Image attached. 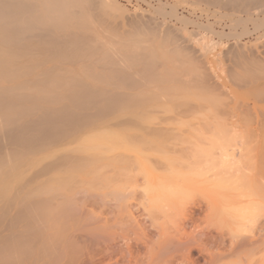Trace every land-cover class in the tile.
Wrapping results in <instances>:
<instances>
[{"label":"bare ground","instance_id":"obj_1","mask_svg":"<svg viewBox=\"0 0 264 264\" xmlns=\"http://www.w3.org/2000/svg\"><path fill=\"white\" fill-rule=\"evenodd\" d=\"M207 1H209L208 3H211L213 5L212 7L214 8L216 6L222 7L221 5H227V6L231 5L235 7H241L244 9L243 13L244 14L246 13L250 16L251 15L250 11H252L251 10L252 7L254 8L257 2L261 0H207ZM114 3L115 2H113L112 0H0V229H1L0 231L8 232L7 234H3L2 236H0V264H20L19 261L24 256L23 254H21L22 256L21 255L18 256V254H15V253L18 252L19 248L21 251L22 250L25 251V249H21V246L24 247L25 245V247H27L28 244L26 243L27 244L26 246L24 242L25 241L28 242L30 238L31 239L33 238V237H30L31 234L29 233L27 235L25 234L28 232L26 230L27 229L31 231L34 230L35 233L33 235H37L38 234L37 232L46 230V229H41L43 226L42 227L38 226L41 224L43 225V222L45 220L46 222L50 223L49 226L51 225L52 227V228L48 227V229L50 230L51 228L55 230L51 235L52 239H51V236H49L51 240L48 241V243L44 244L45 246L44 250L38 254L41 259H42V256L43 257L45 256V258L47 257L46 264H58L60 260H62V257L64 256L66 250H68L67 248L70 247L68 245L69 238L68 240L66 239L67 237L65 238L68 228L72 227V228H76L77 230L78 229L82 230L83 229L82 225L83 227H85V225L87 226V224L84 225L82 223L83 219H81V217L83 216H81L80 207H79L81 204L78 205V203L75 201V197L77 196V194L80 195L81 193L85 195L86 192L88 190H92L95 185H98V187L102 186L100 187V190H103V188L105 189V187H103L101 182L106 183L107 181H110V178L109 180H106L105 182V178L103 179L101 176H95L96 170L99 168L98 169L99 172L102 170L104 172V170H107V167H114L117 165L120 166V164L123 165L124 163H126L127 159L129 158L126 155L125 156L122 155L121 153L113 154L112 156L110 155L109 157H107L109 155L108 153H107L108 154L107 156H97L98 153L100 154V152H98L97 154H93V153L88 154L86 153L87 149L79 148L81 146L80 144L84 143L85 140L88 141L87 139L95 137V136H90V135H92L93 132L96 131L97 129L101 127H106V126H113L115 128H119V131L122 133V135L127 137V142H124V144L126 143L128 146L131 145L130 148L127 149V151L131 150V153L135 157H138L140 155L145 156L149 154L151 156L156 155L157 157L163 158L166 161L167 159L162 156L177 154V153L181 154L183 152H185L186 154V152L189 153L193 150L196 151V150H204V149H208L209 151L213 150L214 152V150L218 148L215 145H213V143H208L209 140H211L210 139L211 137L209 136H208V139H204L205 136L202 137L200 142L198 139L195 140L194 132H195V129L198 130V128H195V127L194 128L191 127L194 129V131L191 128L187 127L188 130H186L187 129L186 128L184 131L172 133L170 131V129L172 128H168L166 126L167 124L165 123L166 121L165 118H162L163 121L161 119L160 121L158 120L159 119L157 117V115H159L158 110L157 111L153 110L154 113L151 112L153 115L157 114L158 112V114L156 115L158 119L156 117H153L157 121L151 120L152 118L149 116V113H150L149 108H148L149 113L147 114L149 117L146 116L147 119L145 117H142L143 119L145 118V120L140 119V117L142 115L145 116L146 113L145 115L141 113V110L143 109H141V106H139V103L141 100L140 99L141 96L139 97V95L141 93H144V90H146L145 88H148L149 83L150 85H153L155 83L156 76L154 73V69H155V64L156 66L158 64V58L156 59L155 58L156 56L151 57L150 55L151 52L149 50H148L149 52H147L146 50L147 45L150 43V42L147 43L149 40L146 42V39L144 38L146 43L144 42L142 43L147 44V45L144 47L143 51L140 48V47H143L140 41V46L136 48L138 50H141L139 51L138 54H133L132 52L131 54H129L130 52H128L127 50L126 53L128 52V55H125L126 53L124 51L125 53L123 54V56L125 55L124 56L125 58H124V57H118V56L116 57L115 56L116 54L114 53L115 54L114 55L112 54L113 53L112 52L111 56L109 55L110 57H108L107 59V53L110 51L108 52L103 51L106 54V56H103L104 59L101 57H100L101 59L99 57L98 58L94 57V59L91 60V58H93V56L96 53L98 54V51H99V54L102 53L100 52L101 50L100 48H99L100 50L98 49L97 51L95 46L92 47L91 42L93 41V39L94 41L95 39H98L99 42H97L98 41L97 40L95 44L102 43V40H101L102 38L98 34L97 36H99L101 39L96 38V35H95V33L98 32L97 25L99 26V29H102L100 27L102 24L106 23L108 26L112 24V23L109 24L108 21L110 20L109 22H111L112 20L111 18H113L111 14L109 13V11H111L112 8L114 10L116 8L117 10V6L114 7ZM208 3H206L205 5H207ZM155 12H158V11H155ZM249 16L248 18L251 19L252 16L251 17ZM113 20H115V18ZM126 25H127V22H126ZM94 26L97 27L96 30ZM112 28H111L112 31L109 30L110 33L113 32ZM108 29H107V32H108ZM160 29L162 30L165 28H160ZM168 30H169V27H168ZM209 31L211 33L213 32V30L212 31L209 30ZM161 32L164 33V31H161ZM168 32L171 33V31H167V34H169V36L171 37L173 33L170 34ZM114 34H117V32ZM167 34L165 33V35ZM180 35L179 37H181ZM213 35H215V33ZM118 36L119 35L117 36L113 35V37L114 38L116 37V39ZM113 37L111 35L109 38L113 39ZM160 37L161 35L159 36V38ZM170 37L168 38L169 40H170ZM172 37L175 40H179L178 38L176 39V37L174 36ZM186 39L187 41L189 40L187 37ZM186 39H185V43L183 42L184 45L181 44L182 41L180 45L185 46ZM203 40L205 41L206 39L204 38ZM108 41L107 43H109V47H113V46H110V43H112V45L116 44V43H113L110 41L108 42ZM117 42L119 41L117 40ZM166 42L164 44H169ZM173 42L171 43L173 44ZM125 43H126V40H125ZM175 43L178 44L177 41ZM103 44H102V47H105L104 46L105 44L104 45ZM117 44H120V43H117ZM117 44H116V47H117ZM192 46L193 44H191L190 48ZM153 47H150V49H152ZM169 47H171V45ZM169 47L167 45V48ZM193 47L196 48L195 46ZM185 48L183 47V50ZM207 48H208V45H207ZM113 49L114 48H112V50ZM173 49L174 47L173 48L171 47V51ZM180 49L177 48V50H180L182 52L181 47ZM108 50L110 49L108 48ZM167 50L165 51L166 53H167ZM186 50H188V48L185 49V51ZM188 51L187 53L189 54L190 49ZM200 52H203V51H200ZM171 53L173 54V56L179 57L177 56L179 54L173 53V51ZM105 54H100V56L105 55ZM160 54H163V53L160 52ZM113 55L115 57H112ZM118 55L122 56V51L120 54L118 52ZM183 56H184V53L182 57ZM149 57L151 60H149ZM168 57L169 56H167V59H169ZM114 58H115V61H114ZM154 58H155V61L153 62L152 59ZM188 58H192V57L190 56ZM105 59L106 61L104 62ZM109 59H110L109 61L110 63H106L108 62ZM111 60H113L114 62L113 61L111 62ZM101 61H103V63H100ZM78 62L80 63L82 62L81 67L83 69L81 70L79 69ZM77 63L78 65H76ZM173 64H174V61H173ZM200 64L198 67H200ZM74 65H76L77 67L75 66V68H72L74 67ZM175 65L176 64H174L173 66L175 67ZM76 68H78V70L80 71H84L83 73L80 72L82 76L76 73V71L79 73V71L76 70ZM203 68L201 67V69ZM73 69H75L76 71H73ZM167 69H166V72H168ZM195 69H198V68H195ZM159 70L160 69H158V71ZM175 70L172 69L170 71L175 72ZM190 70H192V68ZM63 71L64 73H62ZM177 71H179V69H177ZM202 71L204 72V70ZM199 72L200 71H198V73ZM175 73L178 74L177 72ZM168 74L166 75V77L169 76ZM170 75H173V72ZM161 77H159V80ZM169 80L170 79H168V82L166 83H169L170 82ZM163 87H166V86H163ZM153 88H154L153 90H155L156 88L160 89L157 85H154ZM162 89L164 91L170 90V93H172L171 89H173L174 91L175 88L174 87L171 88L170 86L169 89L167 88L166 89L162 88ZM163 90L160 89L157 91L160 92ZM167 91L165 92V94H167L166 97H168ZM153 92L155 93V91ZM173 93H176V92L174 91ZM143 95L145 96L146 93L142 94V100L145 101L147 97V102L148 101L150 102V100L152 99L151 97L152 94L150 95L148 94L149 96H145V97ZM155 96H157L158 98V95L155 94ZM137 98H139L140 100ZM156 99L154 100L152 99L151 102L153 101L160 102L158 101L159 98L157 101ZM164 100L165 102L171 101L170 99H167L168 100L167 101L166 98ZM147 102H144V103L146 104ZM180 104L181 106H183L184 104L187 105L186 101H184V104L181 102ZM147 105L148 104H146L145 106ZM191 105L193 107V104ZM157 107L159 109V106ZM151 108L153 109L155 107H151ZM183 109L184 110H182L181 108L182 111H185V108ZM178 110L179 109H177V111L174 110V112H179ZM162 112L160 111V113ZM180 113L182 114V112ZM188 113H189V110H188ZM183 114H187V113L183 112ZM191 114H193V112L190 114H187V117L188 115H191ZM180 117H182V115ZM148 118H150V121ZM192 126H194V124H192ZM223 133L225 135L221 134V137L222 135H224V137L227 136L225 137L224 140H227V142L229 143V144H226L225 146L226 148L224 147L225 152L230 153V155H233V156L238 155V153L241 152V155H242V151L245 149L241 148L240 146L241 143H239L241 140L239 139V135H240L239 130H237L234 126H231V127H227L225 131H223ZM173 134H176L177 136ZM199 134H202V133H199ZM202 140L204 142L205 140L207 141L204 143ZM224 140H221V141H224ZM102 145L103 144L101 145L99 144L97 147L101 146L103 148V146H105V145L103 146ZM83 147L85 148L86 146H83ZM131 147L133 150L131 149ZM90 149L94 150L93 146ZM101 154L104 155L105 153L101 152ZM120 155L122 157H119ZM123 156L127 158V159L124 158L125 161H123L124 160ZM120 158L123 160H120ZM155 161L158 162L157 159H154V162ZM161 163L158 165H161ZM169 164H171L170 161H169ZM104 167L105 169H102ZM116 170L117 172L120 171L121 173V170H119V168H116ZM168 171H167L168 175H159V174H156L157 172L155 173L152 170H150L149 172L145 171V177L143 179V181H145V187H143L144 184L141 187L144 188L143 194L146 197L145 202L148 204L149 206L148 208H151L154 211L159 210V209L160 210L162 209L161 211H164L163 210L164 207H168V208L170 207L174 209L179 207L180 203H182L183 199L186 197V194H188L189 191L194 186L192 184L193 177L197 178L196 175L198 174L191 170L190 171L192 173L191 172L183 173L181 171H177L174 169L171 170V168ZM103 172H102L103 175L107 173V172L105 173ZM120 173H119V177L121 175ZM123 173L125 172L123 171ZM125 176H127V174ZM256 176L257 175H255V177ZM111 179H114V178H111ZM235 179L236 178L232 179L233 182L235 181ZM116 180L117 179H115V181ZM115 181L113 180L111 181L113 182L112 183L113 185L112 184L110 185V187L112 188L110 195L114 197V199L121 204L125 202L124 199L126 195H124L125 194L124 191L127 193V190L125 187H123V189L118 187L119 189H117V187H115L116 185L114 186ZM120 182L121 181L117 182L116 184ZM194 182L196 181L194 180ZM234 183H237V182H234ZM250 183H251V180H250ZM216 184L217 183H215V185L207 189L209 192H211V195H208L206 197V202L202 201L204 202L203 206H200L202 202L201 203L199 202L198 206L196 205L198 207L197 210H195V212H191L192 214L189 215L190 218L188 222H190V225L194 226V227L190 226V227H193V229L192 230L190 229L191 230L190 232H185L189 228L184 229V227H186L188 223L184 221L186 218H183L184 223L183 222L181 223L185 225L182 226V230H180L179 233L177 231L178 235H176V237L179 236L180 240H183V239L186 240L189 237H193L197 235L196 232L194 231V228L195 229L198 228L199 227L198 224H204L205 228L209 229V227L211 228L214 227V228H217L218 230H222L223 234H225L223 230L227 231L228 232L227 234L230 235L228 236L230 238H234V240L236 239V241H232L230 239L229 241L230 244L227 242L229 244V246H227L224 242L222 243L223 236H222V233L219 231V237L221 234L222 239L220 243H218L219 241L215 242L216 239L220 240L219 237H217L218 232H216V238L214 235L215 241L213 240L215 243L218 244V245L216 244L217 245L216 250H213V248L212 249L203 248V247L196 248L195 251H197V253H195L196 255L194 254L195 256H192L191 253H188L186 251V255L184 254L179 255L182 257L179 258L177 256L178 259L177 257L173 258V259H176L175 261L173 260L174 262L172 261L173 263H171V260H170L169 262L171 264H222L221 261L223 260V258L227 256L231 257V255L235 251H237L238 248L241 247L246 242L250 241L252 245L255 243L254 240L243 237L242 232H245L247 228H251L260 220H261L260 227H262V230L264 229L263 228L264 226V192L263 194L261 193L260 191L261 188L259 189L256 187L257 189H259L256 191V193L257 195H259L260 198H257L256 197L257 195L255 194L256 196L254 198L256 199L252 198L253 201L239 202V201H236L235 198H233L234 196L233 197L231 196L232 198H227L219 194L220 189H226V190L228 189V190L235 191L238 189V188H235L236 186L224 187V186H220ZM221 184H223L222 181H221ZM255 185L256 184H254L253 186L255 187ZM136 186L138 185L136 184ZM194 187L196 188V186ZM95 191H99V189L97 188ZM139 192L138 194H140ZM190 193L192 194L191 191ZM227 193H230V195L232 194L229 191ZM246 195L248 194H245V197ZM80 197L81 195L78 198ZM82 198L84 197H81V199ZM140 198H141V195H140ZM125 205L127 204L125 203ZM181 205L183 206V204ZM151 209H149L148 211H150ZM179 210H180V207H179ZM189 211L186 213L187 218H188V214L190 213ZM151 215L149 214V216ZM132 220L130 222H132ZM88 221H91V220H88ZM127 221L129 222V220ZM136 221L134 222L135 223L140 222V221L138 222ZM144 222L145 221H143V223ZM154 222H152L153 224L152 223H149V224H152V227H153V225L155 226L156 224ZM19 224H21L20 228L22 227L26 228L24 231L21 230L22 233L20 232L18 233L15 230L17 225ZM22 224H26V225L23 226ZM181 225H179V227ZM36 226H38L41 230H38V227L36 228ZM140 226H141V223L139 227ZM187 227L189 226L187 225ZM201 227L202 226H200L199 228ZM157 228L158 227H156V229ZM144 229H146V226L144 227ZM147 230L148 229H146V232L145 230L142 232L143 239H141L140 237L142 241L141 243L138 242L140 241L139 239L138 240L136 239L138 242L136 243L137 248L140 247L139 250L142 252L144 250V254L139 255L140 253H137L138 256H140L139 258L137 257L138 258L137 261H135V258H134L135 255H133V260L135 262H140V261L142 262V260H144L143 259L144 256L149 261L150 257L149 256L147 257L146 254L151 253L154 247H156L158 244L161 243V238L163 237V234L161 235L160 230L163 231V228L159 229V233L155 230L154 231L156 233L147 232ZM202 230L205 232L204 228ZM202 230L200 231L198 230V235H202V233H204V232L199 233ZM15 232H17L18 234ZM170 233L172 232H169V236H170ZM205 233H204V236H205ZM206 234L209 235V233H206ZM27 236L28 238H26ZM25 238L28 240H26ZM193 238H189V239L192 240ZM238 238L239 240H237ZM166 239H169V238H166ZM171 239L173 240V237ZM133 240H132L133 243L136 242L135 238H133ZM204 240H206V238ZM123 241L122 243H124ZM198 241L201 242L200 240ZM32 242L30 244H32ZM118 242L121 243L119 239H118ZM195 242H197V240ZM133 243H131L132 245L130 244L132 246V249L135 246V244ZM164 243H167L168 246L170 245L174 246L177 244V242L176 244H171L170 240L169 242L166 240V242ZM184 243L185 242L181 244H184ZM113 245L115 246V244ZM165 245L166 244H164V246ZM200 245H202V243ZM209 245L211 246V244L209 243L205 247H209ZM220 245H223L225 248L227 246V248L226 249L224 247L219 248V247H222ZM168 246L166 245L167 250L169 248ZM164 248L161 247L162 251H166L164 250ZM254 248H257V247H254ZM105 249L106 248H104V250ZM10 250H12L13 254L11 253ZM154 250L156 251V249ZM13 251H16V252H13ZM188 251L190 250L188 249ZM254 252L252 250L250 251V253L246 255L242 254L241 256L237 257L235 261H232L229 264H256L257 259H254V257H255V253L257 252L255 253ZM41 253H44V254H41ZM40 254L42 256H40ZM236 254L238 255V253ZM30 257H27V258H30ZM133 260H132V263H133ZM147 260H144L145 263L147 262ZM262 260L263 259L260 258L258 261L260 262ZM31 261H34V260H31Z\"/></svg>","mask_w":264,"mask_h":264},{"label":"rangeland","instance_id":"obj_2","mask_svg":"<svg viewBox=\"0 0 264 264\" xmlns=\"http://www.w3.org/2000/svg\"><path fill=\"white\" fill-rule=\"evenodd\" d=\"M112 1L115 2L114 7L117 6V10H116V8H115V10L112 8L113 10L111 9V11H109V13L111 14V16L113 18H111L112 19L111 22H109L110 21L109 20L108 23L109 24L112 23V24H110V26H108L106 23L102 24L100 27L103 30L99 29L98 25H97L98 29H97V27L94 26L95 30L97 29V31L99 33H100V31H101V33L103 32L102 33L103 35L101 33L99 34L97 31H96L97 33H95L96 38H99V39L102 38L101 39L102 43L95 44L98 39H95V41L93 39V41L91 42V46L92 47L95 46L97 51L100 48L102 50L101 51L99 49L100 52H102L100 54H105L103 51H105V52L110 51L107 53V59H108V57L111 56L112 52H113L112 54H114V53L116 54V55L114 54L116 57L117 56L118 57H124L125 55H128V52H130L129 54H131V52L133 54H138L139 51H141V50H138L136 48H138L140 46V41H141V43L142 42L146 43L149 40L147 42V43L150 42L148 45L142 43L141 45L143 47H140V48L143 51L144 47L147 45V48H146L147 52L150 51L152 53L155 50L154 53H152V54L150 53L151 57L156 56L155 58L156 59L158 58V64H157V66L155 64V69H154V73L156 76L155 83L153 85H150V83H149V86H148L149 90H148V88H145L147 91L144 90V93H146L145 96H149L150 94H152L151 97L153 100L157 98V96H155V94L158 95L159 100L157 98L156 101L158 100L160 102H154V101L151 102L152 99L150 100V102L149 101L147 102V97H146V100L143 101L142 100V94H144V93H141L139 95V97L141 96V98H140L141 100L139 98H137V99L140 100L139 106H141V109H143V110L140 109L141 113L144 115L146 113V115L141 116V114H140V116H141L140 119L142 120L143 119L142 117L146 118V116L147 117L150 116L152 118L151 120L157 121L153 117H156V115L159 112V115H157V117L159 119L157 117L156 118L159 121H160V119L162 120V118H165V120H166L165 123L167 124L166 126L168 128H172V129H170V131L172 133L184 131L187 127H189V128L195 127V128H198V130L195 129V132H194L195 133V135H194L195 140L198 139L200 142L202 137L205 136L204 139H208V136H209V137H211L210 138L211 140H209L208 143H213V145H215L218 148L215 149L216 151L214 150V152H213V150L209 151L208 149H204V150H196V151L193 150L194 152L193 151H191L189 153L186 152V154H185V152H183V153L180 152L181 154L177 153V154L162 156V157L167 159L166 161H168V160L170 161L171 164H169V161L166 162L163 158L157 157L156 155L151 156L148 154L149 156L148 155H145V156L140 155L138 157H135L131 153V150L127 151V149H129L131 145L129 144L130 146H128L126 143L124 144V142H127V137L122 135V133L119 131V128H115L113 126H106V127H101L99 129H97L96 131H94L93 134L90 136H95L96 138L95 137L89 138V139H87L88 141L85 140L86 142L84 141V143H81L80 144L81 146L79 145L80 146L79 148L87 149L88 152L86 151V153H88V154H91V153L97 154L98 152H100V154H101V152L105 153L104 155L103 154L100 155L98 153L97 156H107L109 154L107 156V157H109L110 155L112 156L113 154H120L121 153L122 155H124V156L126 155L127 157H129L127 159L123 156V159L125 158L129 162L126 161V163H124L123 165H121V164H120V166L117 165L118 167L114 166L116 168H119V170H121V173H120V171L117 172L116 168H114V167H107V170H104V172H103V170L99 172L98 171L99 168L96 170L95 176H101L103 179L105 178V182H106V180H109V178H110V181H107L106 183L101 182L103 187H105V189L107 188L106 190L104 188H103V190H100V187H102V186L98 187V185H95L99 189V191H95L97 188L94 186L92 190H88L86 192V194L84 193L85 195H83L82 193L80 194L81 197H84L82 199H81V197L78 198L80 195L77 194L78 197L77 196L75 197V201L78 203V205L81 204L79 207H80L81 216H83V217H81V219H83L82 223L84 225L87 224V226L85 225V227H83V225H82L83 229L82 230L78 229L79 231L76 228H72V227L68 228L66 235H65V238L67 237L66 238L67 240L69 238L68 245L70 247L68 246L69 247V248H67L68 250H66L64 256L62 257V260H60V262L58 264H69V263L70 264H131L132 260H133V255H135L134 258H135V261H137V259L140 257V256H138L137 253H140L139 255L144 254V250H143V252L140 251L139 250L140 247L137 248L136 243L142 242L141 241V239H143L142 232L144 230L146 232V229H148L147 232L157 231L159 233V229L163 228V231L160 230L161 235L163 234V237L161 238V243L157 245L158 247L157 246L154 247V249H156V251L153 249L151 251V253L146 254L147 257L148 256L150 257L149 261L144 256L143 259L147 260L146 263L144 260H142V262L141 261L135 262L133 260L134 264H142V263L143 264H168V263H170L169 262L170 260H171V263H173L176 260L173 258H176L177 256L180 258L182 256H179V255H182V254L186 255V251L188 253H191L192 256H195L196 255L195 253H197V251H195L196 248H202L203 247V248H208V249L213 248V250H216V246L218 244L215 242L219 241L218 243H220L222 238H223L222 243L224 242L227 246H229L230 239L232 241H236V239L234 240V238H230L229 237L230 235L227 234L228 233L227 231L223 230V232L225 233V234H223L222 230H218L217 228H214V227H212L213 229L211 227H209V229H207V228H205L204 224H198L199 227L200 226H202V227L201 228L198 227L199 229L196 228L197 231L194 228V231L197 234V235H195V234L194 235L196 237L197 236L198 237L197 238L195 236H193L194 238L189 237V238H193V239L191 240L188 238L189 241H188V239H186L188 242L184 239L180 240V237L179 236L176 237V235H178L179 231L182 230V226L185 225V224L183 225L184 221L186 223H188L187 225L189 226V227H187V225H186V227H184V229L189 228L185 232H190L193 229L194 226L190 225V222H188L189 218H190L189 215L192 214L191 212H195V210H197V208H198L197 206H198L199 202L200 203L202 201L206 202V197L208 195H211V192H209L207 189L209 187H212L213 185H215V183H217L220 186H224V187L236 186L235 188H238V189L235 191L234 190H228V189L227 190L226 189H220L219 194H221L227 198H232L234 196L233 198H235L236 201H239V202L253 201V199H256V198H254L257 195L256 191L259 190L260 188H261L260 189L261 193L263 194V192H264V0L257 2V4L259 3L258 6H257V4L255 5V7L257 9L255 7L254 8L252 7L251 10L253 11V13H252V11H250V14H251L250 16L246 13L244 14L243 13L244 9L241 7H235V6H231V5L230 6L229 5L228 6L227 5H221L222 7L216 6L214 8V7H212L213 5L211 3H208L209 1H207V0H198V1L197 0H112ZM205 2L208 4L205 5L206 4ZM210 5H211V7H210ZM223 6H225V7H223ZM155 11H158L159 14H158V12H155ZM256 11L259 13H257ZM248 16L249 17L252 16L251 19L248 18ZM119 17H121V18H119ZM114 18H115V20H113ZM135 21H137V22H135ZM165 21H166V23H165ZM126 22H127V25H129V26L126 25ZM243 23H245V24H243ZM97 24H99V23H97ZM228 25H230V26H228ZM168 27H169V30H168ZM111 28L113 29V32L114 33L117 32V34H114L113 32H112L113 34L110 33V31H112ZM160 28H165L166 30L165 29L161 30ZM107 29H108L109 34L107 32ZM160 30L164 31V33L161 32ZM209 30H211V31L213 30L215 35H213L214 33L212 32L213 33L212 34ZM167 31H171V33L168 32L170 34L173 33L171 35V37L169 36V34H167ZM123 33H125V34H123ZM165 33L168 36L165 35ZM97 34L101 38L99 36H97ZM110 34L112 35V37H113V35L114 36L119 35V36L117 37V39H116V37L115 38L113 37V39L112 38L110 39L109 38L111 36ZM182 34H183V36H182ZM158 35L159 36L161 35V37L159 38ZM179 35L181 37H179ZM156 36H158V37H156ZM172 36L176 37V39L178 38L179 40H175ZM184 36H185V38H184ZM103 37H104V39H103ZM119 37L121 38V40ZM169 37H170L171 41L168 39ZM186 37L191 41V43L189 40H188L189 42L187 41ZM107 38H108V40L110 39L109 40L110 42H113L116 44L120 43V44H117V47H116V44L112 45V43H110V46H113V47H109V43H107V41H108ZM144 38L146 39V42H145ZM164 38H166V39H164ZM204 38L206 39L205 41L203 40ZM161 39H162V41H161ZM185 39H186V45H185L186 48H185V46H183L185 43ZM117 40L119 42H117ZM125 40H126V43H125ZM176 41L178 42V44L175 43ZM181 41H182V43H181ZM97 42H99V40ZM165 42L169 43V44H164ZM171 42H173V44ZM123 43H125L126 45ZM136 43H137V45H136ZM180 43L183 45H180ZM187 43H188V45H187ZM189 43H190V45H189ZM102 44L106 47V49H105V47H102ZM191 44H193V46H195L196 48H194L192 46L191 48H193V49H191L190 48ZM201 44H202V46H201ZM167 45H168V47L170 45L172 48L174 47V49L172 50L173 53L179 54V55H177V54L176 55L179 56L180 58L173 56V54L171 53L172 52L171 47H169L170 48V50H169V48H167ZM207 45H208V48H207ZM119 46H121V47H119ZM150 47H153L154 49L153 48L150 49ZM176 47L179 49L181 47L182 52L180 51L181 49L177 50ZM183 47L185 49L188 48V50L190 49V53H189L190 55L187 53L188 50H186V51H185V49L183 50ZM108 48L110 50H108ZM112 48H114V49L112 50ZM115 49H117V50H115ZM127 50H128V52L126 53ZM166 50H167L168 54L165 52ZM174 50L175 51L177 50V51L175 52ZM117 51L119 52V54L122 51V56L118 55ZM124 51L126 54L124 53ZM178 51H180V52H178ZM200 51H203V52H200ZM160 52H162L163 54H160ZM183 53H184V56L182 57ZM100 54L98 51V54L96 53L93 56V58H91V60H93L94 57L103 58V56H106V54L101 55V56H100ZM123 54H125V55L123 56ZM114 55L112 57H115ZM167 56H169L168 57L169 59H167ZM187 56L188 57L191 56L192 58H188ZM126 57H128V56H126ZM155 58L152 59L153 62L155 61ZM110 59L106 63H110L109 62ZM149 60H151L150 57H149ZM191 60H192V62H191ZM105 61H106V59L104 60V62ZM112 61L113 60H111V62ZM114 61H115V58H114ZM173 61H174V64H176L175 67L173 66L174 65ZM168 62H169V64H168ZM78 63L80 66L78 65ZM78 63L76 65H78L79 69L80 70L83 69L81 67L82 62L81 63L78 62ZM100 63H103V61H101ZM199 64H200V67H198ZM76 65H74V67H72V68H75ZM159 66H160V68H159ZM203 66H204V68H203ZM201 67L203 69H201ZM191 68H192V70H190ZM195 68H198V69H195ZM158 69H160V70L162 69V70L158 71ZM166 69L168 72H166ZM172 69L173 70L176 69L175 72H177L178 74H176L174 71H170ZM177 69H179V71H177ZM76 70H78V68H76ZM76 70L73 69V71H76ZM80 70H78L79 73L77 71H76V73L78 75L82 76L81 73H83L84 71H80ZM202 70H204V72ZM198 71H200L201 73L200 72L198 73ZM162 72L163 73L166 72L167 74L169 73L168 75L170 77L169 76L166 77L167 74L166 73L163 74ZM172 72H173V75H170ZM62 73H64V71ZM161 75H162V77H161ZM181 75H183V76H181ZM159 77H161L160 80H159ZM184 77H186V78H184ZM168 79H170L169 81L171 83L170 82L166 83V82H168ZM156 80H158V81H156ZM177 81H178V83H177ZM158 83H159V85H158ZM193 83H194V85H193ZM160 84H162L163 86H166V87H163ZM154 85H157L161 90H163L162 88L169 89L170 86H171V88L174 87L175 88L174 91L176 93H173L174 92L173 89H171L172 93H170V90L169 91L163 90L164 93H163V91L158 92L157 90H160V89L156 88L157 90L156 89L153 90ZM181 85H182V87H181ZM168 86H169V88H168ZM183 87H185V88H183ZM152 90L155 91V93ZM166 91L168 93V97L170 96L169 98L166 97L167 96V94H165ZM188 94H190V95H188ZM154 97H156V98H154ZM165 98H166V100L170 99L171 101L172 100L173 101L171 102L169 100L170 102H165V100H164ZM174 98H175V100H174ZM143 99H145V98H143ZM184 101H186L187 105L188 104L189 105L188 106L185 105ZM190 101H191V103H190ZM144 102H147L146 104H148L147 105L148 107L145 106L146 104ZM180 102L183 103L184 105L181 106ZM179 104H180V106H179ZM191 104H193V107ZM149 105L151 107H155V108L152 109ZM162 105L164 106V108ZM157 106H159V109ZM173 106H175V107H173ZM148 108L150 110V113L148 112ZM181 108H182V110H184L183 108H185V111H182ZM177 109H179L178 110L179 112H174V110L177 111ZM153 110H155V111L158 110L157 114L153 115L152 114V113H154ZM188 110H189V113H188ZM160 111L161 112L164 111V112L160 113ZM191 111L193 112V114L188 115V117H187V114L192 113ZM180 112H182V114ZM183 112L187 113V114H183ZM148 113H149V116L147 115ZM181 115H182V117H180ZM145 118L143 120H145ZM148 119L150 121V118H148ZM192 124H194V126H192ZM231 126H234L240 132L239 134L241 135V137L238 134L239 139H241L239 143H241V145H240L241 148L246 150V151L245 150L242 151V155H241V152L235 156L230 155V153L225 152L224 147L226 146V144H229V143L227 142V140H224L225 137H227V136L224 137L225 134L223 133V131H225V129L227 127H231ZM193 128H191V129L194 131ZM186 130H188V128ZM199 133H202V134H199ZM213 134H215V135H213ZM221 134H224V135H222V137H221ZM173 135H176V134H173ZM173 135H171V136H173ZM221 140H224V141H221ZM206 141L207 140H205V142ZM202 143H200V144H202ZM99 144L100 145L103 144L106 147L103 145H102L103 148L101 146L97 147ZM83 146H86V147L84 148ZM92 146H93L94 150L90 149V148H92ZM96 148H97V150H96ZM100 148H102L103 150ZM131 149H132V147H131ZM128 152H130V153H128ZM79 155H80V153H79ZM119 157H122V156L120 155ZM119 157H118V159H119ZM123 159L120 158V160H123ZM125 159L123 161H125ZM154 159H157L158 162L155 161L156 162L155 163ZM160 163L162 166L158 165ZM168 168L169 169L171 168V170L174 169L177 171H181L183 173H189L191 171L198 173L196 175V177L198 179L193 177V183H192L194 186H196V188L193 186V188L190 190L193 195L190 193V191L188 193L189 195L186 194V197L183 199L182 203H180V206H179L180 210H179V207H177L176 209L170 208V207L169 208L164 207V209H163L164 211H161L162 209L154 211L153 209L148 208L149 206L145 202L146 197L143 194V190H144L143 187H145V181H143V179L145 177V171L149 172L150 170H152L155 173L157 172L156 174H159V175H168V173H169ZM102 169H105V167ZM125 169H126V171H125ZM123 171L125 173H123ZM167 171H168V173H167ZM102 172L103 173L107 172V173L105 175H103ZM119 173L121 174L120 177H119ZM122 173H123V175H122ZM126 174H127V176H125ZM255 175H257V176L255 177ZM113 176H115L116 178ZM133 176H134V178H133ZM259 176L260 177L262 176V177L260 178ZM117 177H119V178H117ZM136 177H138V178H136ZM111 178H114V179H111ZM234 178H236L234 182H237V183L233 182L232 179H234ZM115 179H117L116 180L117 182H119V181H121V182L116 184L117 182L115 181ZM112 180L115 181L114 186L116 185L115 187H117V189H119V188L123 189V187H125L127 190V193L124 191V193H125L124 195H126V197L124 199L125 202H123L121 204L119 202H117L114 199V197H112L110 195L111 191H112V188L110 187V185L113 183V182H111ZM194 180L196 182H194ZM250 180H251V183H250ZM136 181H138L139 183ZM141 181H143V182H141ZM221 181L223 184H221ZM223 181H225V182H223ZM197 182H198V184H197ZM225 183H226V185H225ZM136 184L138 186H136ZM139 184H140V186H139ZM143 184H144V186H143ZM254 184H256L255 187L253 186ZM141 186H143V187H141ZM197 186H199V187H197ZM246 187H247V189H246ZM256 187L259 189H257ZM251 189H253V190H251ZM238 190H239V192H238ZM254 190H255V192H254ZM228 191L231 192L232 194L230 195V193H227ZM250 191H251V193H250ZM138 192L140 194H138ZM104 193H106V194H104ZM142 194H143V196H142ZM237 194L239 195V197ZM245 194H248V195H246V197H245ZM140 195H141V198L143 197L142 199L140 198ZM256 197L260 198L259 195H257ZM125 203L127 205H125ZM181 204H183V206ZM203 204H204V202H202L200 204V206H203ZM194 207H195V209H194ZM165 208H166V210H165ZM149 209H151V210L148 211ZM167 209H169V210H167ZM189 210H191V211H189ZM188 211L190 213L188 214V218H187L186 213ZM149 214L150 215L152 214V215L149 216ZM183 218H186V219L183 221ZM88 220H91V221H88ZM127 220H129V222L132 220V222L129 223ZM134 221H136V222L140 221V222L135 223ZM143 221H145L146 223L145 222L143 223ZM260 221H258L251 228H247L245 232H242L243 237L250 238V239L254 240L255 243L252 245L250 241L246 242L241 247H239L240 249L238 248V250L235 251L231 255V257L227 256V257L223 258V260H222L223 262L221 261L222 264H225V263L229 264L232 261H235L236 258L241 256L242 254L246 255V254L250 253V251H252V250L254 252L255 249H256L255 252H257V253L254 252L255 253L254 259H257L256 264H264V254H263L264 253L263 252L264 251V229L262 230V227H260L261 226ZM152 222L156 223L155 226L157 225L156 227H158V228L160 227V228L156 229V227L154 225L152 227V224H153ZM181 222H183V223H181ZM140 223H141L142 227L141 226L139 227ZM149 223H152V224H149ZM49 224L50 223L46 222V220H45L43 222V225L42 224L38 225L41 227L43 226L41 229H46V230H43L44 232L43 231L37 232L38 233L37 235H33L35 233L34 230L31 231V230L27 229L26 230V231H28L27 233L23 232L26 235L28 233L31 234L30 237H33V238L31 239L29 237L30 240L28 242H30L31 240L33 242L35 241L34 243L36 245L32 241L31 242L34 245L30 244L31 242L28 243L25 241L24 244L27 243L28 246H27V244H26L27 247H25V245H24V247L21 246V249H25L26 253L24 250H22L23 251L22 252L20 250V248L18 249V252L13 251V252H16L15 254H18V256L23 254L24 257H22L20 259V261H19L20 264H26V263L31 264L32 262H33L32 264H42V263L46 264L47 263L46 262L47 257L45 258V256L43 257L41 255L44 253L40 254V256H42V259L39 257L38 253L43 251L45 248L44 244L48 243V241H50L52 239L51 235L55 229H51L52 227H51V225L49 226ZM134 224H135V226H134ZM159 224L160 225L162 224V225L160 226ZM22 225L25 226L26 224H22ZM35 225H37V224H35ZM179 225H181V226L179 227ZM38 226H36V228ZM145 226H146V229H144ZM150 226H151V228H150ZM190 226H193V227H190ZM20 227H21V224L17 225V227L15 229L18 233L19 232L22 233L21 230L24 231L26 229L23 227H22L23 228L22 229ZM44 227H46V228H44ZM48 227H51L50 230L48 229ZM152 228H153V230H152ZM203 228L205 229L206 233H209V235L206 234L202 230ZM263 228H264V226H263ZM41 229L38 227V230H41ZM149 229H151V230H149ZM176 229H178V230H176ZM198 230L199 231L202 230L199 233L204 232L205 236H204V233H202V235H198ZM209 230H210V232H209ZM174 231H175V233H174ZM177 231H178V233H177ZM219 231L222 233L223 237L221 236V234L219 237ZM17 232H15V233H17ZM169 232H172V233H170V236H169ZM216 232H218L217 237H219L220 240L216 239V241H215ZM7 233L8 232H6V231H4V232L0 231V236H2L3 234H7ZM214 235H215V238H214ZM226 235L227 236L229 235V236L227 237ZM49 236H51V239ZM117 236H119V237H117ZM140 237H141V239H140ZM172 237H173V240L171 239ZM178 237H179V239H178ZM26 238H28V236ZM127 238L130 240H131V238H132V240H133V238H135V240L139 239L140 241L137 242V240H136V242L133 243L134 240L130 241ZM166 238H169V239H166ZM205 238H206V240H204ZM118 239L121 241V243L118 242ZM211 239H212V241L214 240L215 242L214 241L212 242ZM26 240H28V239H26ZM127 240H128V242H127ZM166 240L168 242L170 240L171 244H176V242H177V244L174 246L173 245L168 246L167 243H164V242H166ZM196 240H197V242H195ZM198 240H200V241L202 240L203 242L202 241L199 242ZM237 240H239V238ZM122 241L124 243H122ZM129 241L131 243L135 244L136 247L133 245L134 248L132 249V246H131L132 244ZM183 242H185V243L181 244ZM127 243L129 244V246ZM199 243L200 244L202 243V245H200ZM209 243L211 244L212 247L210 245H209V247H205ZM214 243H215V245H214ZM113 244H115V246ZM164 244H166L169 247L168 250L166 249V245L164 246ZM225 244H223V245H225ZM160 245H162V246H160ZM223 245H220L222 247H219V248H223L224 247ZM227 246H226V248H227ZM161 247H163V248L165 247L164 250H166V251H162ZM254 247H257V248H254ZM104 248H106V249L104 250ZM252 248H254V249H252ZM136 249H138V250H136ZM188 249L190 251H188ZM19 250H20V252H19ZM135 250H136V252H135ZM10 251L12 253V250H10ZM159 251H160V253H159ZM133 252H135V253H133ZM154 252H155V254H154ZM152 253H153V255H152ZM236 253H238V255ZM29 254L31 255L32 258L30 257ZM258 256L263 260L259 262L258 260L260 258ZM27 257H30V258H27ZM178 257H177V259H178ZM31 260H34V261H31Z\"/></svg>","mask_w":264,"mask_h":264}]
</instances>
